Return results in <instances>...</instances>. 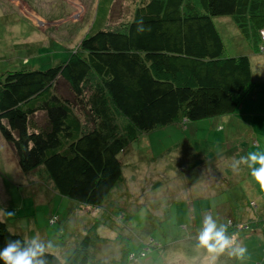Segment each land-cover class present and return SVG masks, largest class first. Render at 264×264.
Returning <instances> with one entry per match:
<instances>
[{
    "label": "trees",
    "instance_id": "trees-1",
    "mask_svg": "<svg viewBox=\"0 0 264 264\" xmlns=\"http://www.w3.org/2000/svg\"><path fill=\"white\" fill-rule=\"evenodd\" d=\"M114 2L97 0L91 30L66 61L0 75V133L20 169L39 170L81 205L104 201L140 134L235 113L254 84L251 62L227 54L214 17H229L253 53L264 50V0H130L131 14L112 24ZM245 213L229 219L227 234L264 240V210ZM95 238L62 261L49 249L48 264H90ZM16 239L28 241L0 219V248Z\"/></svg>",
    "mask_w": 264,
    "mask_h": 264
},
{
    "label": "rangeland",
    "instance_id": "rangeland-1",
    "mask_svg": "<svg viewBox=\"0 0 264 264\" xmlns=\"http://www.w3.org/2000/svg\"><path fill=\"white\" fill-rule=\"evenodd\" d=\"M96 3L0 0V75L69 59L92 28ZM131 12L130 0H115L110 22ZM213 22L227 54H246L251 62L254 84L235 113L140 134L120 154L121 180L98 206L60 195L39 170L22 171L0 133V219L11 231L27 240L51 241L60 261L85 235L94 234L90 264H209L210 254L196 240L205 214L229 225L246 210H264V188L250 168H232L246 148L247 155L264 154V50L253 53L229 17ZM247 140H259V146ZM248 201L254 206H246ZM234 234L247 249L244 257L226 250L216 264H264L261 235Z\"/></svg>",
    "mask_w": 264,
    "mask_h": 264
},
{
    "label": "clouds",
    "instance_id": "clouds-1",
    "mask_svg": "<svg viewBox=\"0 0 264 264\" xmlns=\"http://www.w3.org/2000/svg\"><path fill=\"white\" fill-rule=\"evenodd\" d=\"M138 31H143L142 28ZM244 164L251 170V176L264 188V154L250 153L234 160L232 168L237 171L239 166ZM259 164V167L255 165ZM11 215V213H9ZM228 225L218 224L212 214H205L202 227L199 230L196 240L197 246L206 249L210 254L209 264H216L219 254L229 252V255L243 258L247 249L237 243L227 234ZM53 247L51 241L44 242L40 237H34L26 243L19 239L9 241L0 248V264H48L49 249Z\"/></svg>",
    "mask_w": 264,
    "mask_h": 264
},
{
    "label": "crops",
    "instance_id": "crops-1",
    "mask_svg": "<svg viewBox=\"0 0 264 264\" xmlns=\"http://www.w3.org/2000/svg\"><path fill=\"white\" fill-rule=\"evenodd\" d=\"M251 141H253V144L254 145H256V146H259V140H247V144H250V142ZM247 148L245 149V152L244 153H242V154H240L239 156H247ZM264 246V245H263ZM262 257H264L263 255H262ZM259 264V263H258Z\"/></svg>",
    "mask_w": 264,
    "mask_h": 264
},
{
    "label": "built area",
    "instance_id": "built-area-1",
    "mask_svg": "<svg viewBox=\"0 0 264 264\" xmlns=\"http://www.w3.org/2000/svg\"><path fill=\"white\" fill-rule=\"evenodd\" d=\"M261 34H262V41L264 43V32H262Z\"/></svg>",
    "mask_w": 264,
    "mask_h": 264
}]
</instances>
